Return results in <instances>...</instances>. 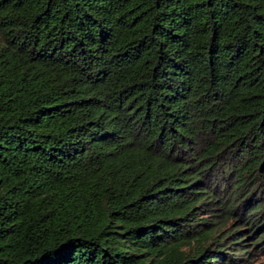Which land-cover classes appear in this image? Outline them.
<instances>
[{
	"label": "trees",
	"instance_id": "obj_1",
	"mask_svg": "<svg viewBox=\"0 0 264 264\" xmlns=\"http://www.w3.org/2000/svg\"><path fill=\"white\" fill-rule=\"evenodd\" d=\"M263 243L264 0H0V264Z\"/></svg>",
	"mask_w": 264,
	"mask_h": 264
},
{
	"label": "rangeland",
	"instance_id": "obj_2",
	"mask_svg": "<svg viewBox=\"0 0 264 264\" xmlns=\"http://www.w3.org/2000/svg\"><path fill=\"white\" fill-rule=\"evenodd\" d=\"M242 264H264V243L254 250L250 249L249 255Z\"/></svg>",
	"mask_w": 264,
	"mask_h": 264
}]
</instances>
